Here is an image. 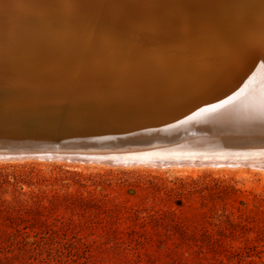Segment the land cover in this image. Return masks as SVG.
Here are the masks:
<instances>
[{"label":"rangeland","instance_id":"obj_1","mask_svg":"<svg viewBox=\"0 0 264 264\" xmlns=\"http://www.w3.org/2000/svg\"><path fill=\"white\" fill-rule=\"evenodd\" d=\"M95 165L0 163L3 208L33 209L29 237L0 221V264H264V171Z\"/></svg>","mask_w":264,"mask_h":264},{"label":"water","instance_id":"obj_2","mask_svg":"<svg viewBox=\"0 0 264 264\" xmlns=\"http://www.w3.org/2000/svg\"><path fill=\"white\" fill-rule=\"evenodd\" d=\"M38 73L0 71V163L264 170V87Z\"/></svg>","mask_w":264,"mask_h":264},{"label":"bare ground","instance_id":"obj_3","mask_svg":"<svg viewBox=\"0 0 264 264\" xmlns=\"http://www.w3.org/2000/svg\"><path fill=\"white\" fill-rule=\"evenodd\" d=\"M24 68L263 89L264 0H0V71Z\"/></svg>","mask_w":264,"mask_h":264},{"label":"trees","instance_id":"obj_4","mask_svg":"<svg viewBox=\"0 0 264 264\" xmlns=\"http://www.w3.org/2000/svg\"><path fill=\"white\" fill-rule=\"evenodd\" d=\"M22 180L23 179L14 176L13 181L11 182L7 179V175H3L0 171V189L4 186L19 184L22 182ZM73 196L74 195L70 196L72 197L73 202L87 201L82 196H76L75 198ZM38 197L39 195H33L30 197V199H32L33 202H38L40 200V198ZM14 202H20V206H18L17 210L12 209V211H10V208H3V206H11L12 203L0 199V221L4 220L8 222V225L11 228V232L8 233V235L5 237L9 241L19 240L21 237H29L30 235L25 230L32 229V227L27 224L28 219H31V217H29V214L33 210L32 207L23 203L21 204V202L28 201H23L19 198H16ZM36 213L40 214V211L36 210ZM262 229L261 232L262 234H264V227Z\"/></svg>","mask_w":264,"mask_h":264}]
</instances>
